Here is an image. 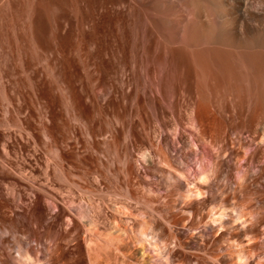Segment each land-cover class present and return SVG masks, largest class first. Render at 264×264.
I'll list each match as a JSON object with an SVG mask.
<instances>
[{"label": "rangeland", "instance_id": "obj_1", "mask_svg": "<svg viewBox=\"0 0 264 264\" xmlns=\"http://www.w3.org/2000/svg\"><path fill=\"white\" fill-rule=\"evenodd\" d=\"M158 25L132 0H0V264L57 235L81 264H264V49Z\"/></svg>", "mask_w": 264, "mask_h": 264}, {"label": "bare ground", "instance_id": "obj_2", "mask_svg": "<svg viewBox=\"0 0 264 264\" xmlns=\"http://www.w3.org/2000/svg\"><path fill=\"white\" fill-rule=\"evenodd\" d=\"M132 1L139 6L145 14L154 18L162 28L164 27V30L165 27L169 29L170 32L167 28L166 31L169 32V34L167 33V35H169L168 40L172 44H183L188 47H195L203 44H216L233 47H258L264 49V0H256V5L252 4V2H250L251 0ZM200 3L205 5V7L207 6V8H201L202 6H200ZM209 13L212 15L211 19L207 18ZM204 18H207L210 22L206 21ZM186 71L187 69L184 72ZM227 73L234 78L239 77L237 69L229 68ZM246 88L250 89V87ZM185 89L189 91V87H185ZM108 93L109 91L105 89L99 95L103 97V95H107ZM257 97H260V95ZM199 100H201V102H197V99V105H194L192 111H190L192 119H194L197 114H203L207 107L206 102H204L206 100L203 99L202 101L201 98ZM257 103L255 105H257ZM255 110L256 106L250 110V114H254ZM91 133L95 132L91 131ZM84 213L85 216L89 214L87 209L84 210ZM143 225L144 227L142 226L138 229V234H145L147 228H149L150 232L154 230L153 225L151 226L150 223L146 226V222L144 221ZM48 227H51V225H48ZM59 239H62V235H57L55 238L51 239L48 245L49 252L47 254L41 252L44 264H81L78 254H76L78 253V247L75 246L74 251L64 249L58 241ZM15 246L23 262L31 263L39 261L37 255L33 257L29 255V248L27 246H23L21 243L17 242H15ZM75 254L77 256H75Z\"/></svg>", "mask_w": 264, "mask_h": 264}]
</instances>
